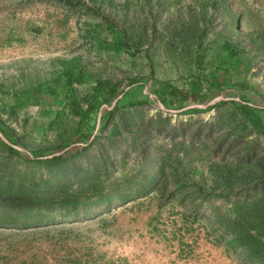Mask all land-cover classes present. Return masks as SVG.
<instances>
[{
	"label": "rangeland",
	"instance_id": "rangeland-1",
	"mask_svg": "<svg viewBox=\"0 0 264 264\" xmlns=\"http://www.w3.org/2000/svg\"><path fill=\"white\" fill-rule=\"evenodd\" d=\"M67 1L0 0L1 123L30 152L69 153L46 162L0 139V264H264V113L251 108H264V0ZM74 56L85 79L70 84L58 60ZM151 74L202 82L189 105L222 99L161 110L140 95ZM97 80L120 97L75 154L71 106Z\"/></svg>",
	"mask_w": 264,
	"mask_h": 264
},
{
	"label": "trees",
	"instance_id": "trees-1",
	"mask_svg": "<svg viewBox=\"0 0 264 264\" xmlns=\"http://www.w3.org/2000/svg\"><path fill=\"white\" fill-rule=\"evenodd\" d=\"M91 4H88V9L93 12L97 13V2H104L109 7H116L123 6L127 7V4L124 2L122 4H116L112 0H90ZM70 5H77L80 4V0L76 1H67ZM107 27H111L109 22H106ZM89 35H93L92 31H87ZM126 47V44L119 40L114 41L111 45V48L115 51H118L122 48ZM225 48L228 51V54L233 57H237L241 50L229 43H225ZM59 65L61 66V74L62 76L69 81L70 84L73 83H80L85 79V70L84 66L81 61L80 56H74L67 59H60L58 60ZM152 72V70H150ZM150 72V73H151ZM151 78V84L149 86V92L156 96V98L168 109H179L183 106H187L190 104V102H195L198 100H205L207 98V94L210 93V90L208 88L203 87L202 82L199 80H195L191 83V88L188 90L179 88L177 86L172 85L169 81L165 80H159L155 77L150 75ZM140 78L135 77L129 80V84L138 83ZM120 94L119 90L116 88L115 85L111 84L107 80H97L96 84L93 88V92L90 95V97L87 100V106L83 111H79L74 106H71L73 109V112L76 113V115L79 117L77 130H76V137L77 140L83 143L82 146H79L77 150L74 152L75 154L80 153L82 150L86 149V146H89V142L91 137L94 135V130L96 127L97 122V114L98 110L103 105H110L112 101ZM141 97H145L149 99V96L143 92H140ZM241 102H243L242 99H240ZM139 103H142V101H138ZM223 101H219L218 104H222ZM213 106H206L204 108H189L186 110L185 113L191 114V113H200L205 112L207 110L212 109ZM252 110H258L259 115L258 117L262 116V113H264V108L252 106ZM113 114V110H104L101 118H100V124L98 129H103L108 124L111 116ZM0 131L4 134V136L8 140H12V142L16 145L19 144V139L14 134H7L6 127L1 123L0 119ZM9 150L10 153L14 155H19L20 152L17 149H14L7 144H5ZM62 150H59V152ZM57 152V151H56ZM34 157H44L48 156L54 153H45L43 150H34L30 152ZM69 153L66 151H63L60 154L54 155L52 157L46 158V162H54L58 160H62L64 157L68 156Z\"/></svg>",
	"mask_w": 264,
	"mask_h": 264
},
{
	"label": "water",
	"instance_id": "water-1",
	"mask_svg": "<svg viewBox=\"0 0 264 264\" xmlns=\"http://www.w3.org/2000/svg\"><path fill=\"white\" fill-rule=\"evenodd\" d=\"M149 97L153 100H156L157 101V104L159 106V108L161 110H164V111H167V112H180V111H183V110H187L189 108H204L206 106H211L213 105L214 103H216L218 100L222 99V96H217L215 97L214 99L212 100H209L207 102H204L202 104H198V105H187V106H183L179 109H168L166 108L157 98L155 95H153L152 93H150L148 90L145 91ZM120 95H118L110 105H103L101 106V108L98 110V114H97V122H96V127H95V130L94 132L97 130V128L99 127V124H100V118H101V115L103 113L104 110H112L115 103L118 101ZM0 139L5 143L7 144L8 146L14 148V149H17L18 151H21L23 153H25L28 157H31V153L30 151L26 150L24 147H22L21 145H16V144H13L11 143L5 136L4 134L0 131ZM65 149H63L62 151L60 152H56L54 154H51V155H48V156H44V158H48V157H52L54 155H57V154H60L64 151Z\"/></svg>",
	"mask_w": 264,
	"mask_h": 264
}]
</instances>
